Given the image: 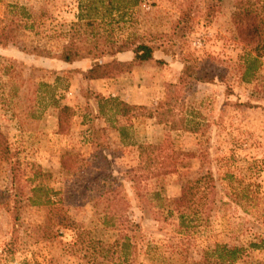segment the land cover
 <instances>
[{"label": "rangeland", "instance_id": "1", "mask_svg": "<svg viewBox=\"0 0 264 264\" xmlns=\"http://www.w3.org/2000/svg\"><path fill=\"white\" fill-rule=\"evenodd\" d=\"M82 1L0 0V28L21 19L14 40L0 45V135L13 153L5 160L0 148V264L24 260L39 264H193L201 260L207 247L218 243L243 248L234 264L264 261V248L251 247L264 239V57L259 82L241 81L244 52L232 21L236 0H196L192 31L174 41L167 35L173 32L174 22L189 0H139L137 5L116 0V6L127 12L113 24L114 36L156 34L160 47L153 61L109 78L108 85L82 78L80 70L93 66L95 60L68 63L58 58L81 14ZM212 1L217 12L207 22L203 14ZM15 3L24 10L10 6ZM106 10V4H99L96 12L84 5V16L97 17L95 27L87 31L108 28L103 20L109 16ZM22 12L30 17H23ZM85 31L78 35L81 43ZM187 54L218 76L214 83H199L178 93L175 117L188 119L189 126L196 125L198 130L172 131L171 135L174 147L191 155L180 158L175 173L133 182L129 171L139 166L137 144L162 142L168 128L149 118L145 110L144 116L136 118L110 110L100 116L97 101L88 100L83 90L89 86L103 94L99 89L106 88L107 97L129 104L135 100L138 103L131 105L154 109L168 99V92L177 95L168 86L179 82ZM132 56L131 51L125 54ZM157 59L165 63L159 65ZM63 105L73 107L75 114L61 129L58 111ZM119 125L128 128V136L121 142L114 128ZM95 141L101 149L108 147L101 151L108 158L106 167L86 166L101 162ZM63 160L72 170L61 168ZM203 166L213 174L214 201L210 204L212 195L204 196L202 202L211 208L204 214L208 221L194 222V227L184 232L179 219L165 217L147 194L161 188L170 197L179 195ZM98 168L101 174L106 171L123 182L121 195L129 198L127 212L119 197L110 205L102 201V207H113L118 216L122 213L141 225L130 233L133 247L126 263L120 247L113 244L120 239L118 230L101 223L104 213L94 206V192L81 194L87 183H93ZM35 185L44 189L39 193L42 199L47 191L56 201L55 210L50 205L32 204L31 198L38 197L32 192ZM16 209L15 225L12 211Z\"/></svg>", "mask_w": 264, "mask_h": 264}, {"label": "trees", "instance_id": "2", "mask_svg": "<svg viewBox=\"0 0 264 264\" xmlns=\"http://www.w3.org/2000/svg\"><path fill=\"white\" fill-rule=\"evenodd\" d=\"M196 0H189L186 2L180 12V16L175 20L173 26V32L167 35L168 39L175 40L182 39L188 32L192 31L194 27V15L196 14ZM85 0L81 2L78 21L75 22L71 29L68 42L62 47L58 58L64 62L72 63L77 60L91 58L96 63L88 69L80 70L82 78L88 83L96 79L104 78H116L122 74L132 71L135 67L141 66L154 60V52L160 47L158 45V38L160 36L156 34H149L150 36H141L135 34H129L126 37L116 38L114 36L113 24L120 22V19L124 17L127 11H122L117 7L116 0ZM139 0H128L127 3L131 5H137ZM99 4H106L109 16L103 19L108 28L101 32V30L87 31L90 27L94 28L97 24L96 15L84 16V5L91 12L98 10ZM13 8H19L21 11L24 7L18 3L10 5ZM116 6V7H115ZM217 4L212 1L207 3L203 19L207 22L213 18L216 14ZM234 12L232 13V21L235 29V36L239 44L242 46L244 54L241 55L240 65V80L244 82H259L260 69L262 67V58L264 57V0H236ZM125 9V7H123ZM129 8H127L128 10ZM114 11H118L117 15H114ZM23 17H30L27 12H22ZM106 18V17H104ZM23 19V18H22ZM21 19H13L9 25H5L0 28V45L6 46L14 40V29L19 26ZM13 24L16 26L14 27ZM86 28V31L82 33L81 43L78 39V35L82 29ZM131 51L133 56L131 59H120L117 57L119 53ZM112 56L113 58L106 59V57ZM183 67L179 75L178 83H171L168 87L170 90L174 89L177 95L172 92L167 93V98L164 102L156 106L154 109H147L146 107H137L131 105L125 101H122L116 97L105 96L87 87L83 90V94L88 100L95 99L99 107V115L106 116L108 110L114 111L115 115H120L126 118H136L144 116L145 111H149L147 116L154 119L159 125H164L168 128L162 142L159 143H138L139 150V166L129 171L132 174L129 179L135 181H143L152 177H165L170 173L178 171V162L180 158L185 155H191L184 151H178L173 144L172 131H189L197 132V126H189L188 119L175 117L174 108L179 105V94L181 90L190 89L199 83H214L218 76L214 75L211 70L207 69V66H203L201 61L193 55H184ZM156 63L159 65L164 64V60L157 59ZM222 77V76H221ZM264 91V90H263ZM251 104V103H248ZM142 110V111H140ZM75 114L73 107L69 105H63L59 107L58 111V125L62 129L66 121ZM109 120V119H108ZM110 121V120H109ZM189 126V127H188ZM119 133L121 140H126L128 136V128L126 126L114 127ZM95 141V146H99V154L101 151H105L108 147L98 145ZM131 144H135L132 143ZM0 148L3 152L5 160L11 159L13 153L9 147L3 135H0ZM204 154V153H203ZM196 154L192 155L195 157ZM99 159L101 162L99 165L94 163H86L89 167H106L108 158L106 154H101ZM70 163V160H68ZM81 161V160H80ZM75 162V160H74ZM83 162V161H82ZM85 165V163H84ZM61 168L72 170L71 165H68L66 160L61 161ZM82 168V167H80ZM98 168L95 178L90 176L87 179H93V183H87L84 186L81 194L84 195L88 190L94 192L91 195L95 200V208L97 211H102L104 214L101 216V223L110 228L111 230H118L120 239H116L113 243L119 246L122 250L123 262H129V256L131 254L132 237L131 232L139 230L141 228L140 223L130 221L127 215L122 213L117 215L113 210V207H102V201L110 205L113 201L119 197L122 200V204L125 205L124 212L128 211L129 198L121 195L122 189L125 187L124 183L119 181L111 173L106 171H99ZM103 170V169H102ZM163 180V179H161ZM164 181V180H163ZM212 171L210 169L205 170L204 166L195 174L191 181L187 182L182 188L179 195L168 196L165 194L164 189H156L153 192L147 194L152 201L155 202L156 208L165 214V217L175 216L179 219L180 227L184 232L194 227V222L200 224L208 221L206 210V204L202 202L204 196L212 195V201H214L215 185ZM41 185H35L32 188V192L35 193L37 200L34 197L31 198L33 205L49 206L55 210L56 201L52 200V197L47 191H45L46 199H42L39 193H43ZM55 194V193H54ZM138 198L142 201L144 196L137 194ZM122 197V198H121ZM109 210V211H108ZM13 223L16 225L18 220V210L12 211ZM67 227V226H66ZM102 243V242H101ZM251 247L255 250L264 248V239L251 243ZM243 248L234 246L230 247L227 244L218 243L213 247H207L202 254V258L199 261H194L193 264H234L243 255ZM19 264H39L31 263L24 260ZM259 264H264V261Z\"/></svg>", "mask_w": 264, "mask_h": 264}, {"label": "crops", "instance_id": "3", "mask_svg": "<svg viewBox=\"0 0 264 264\" xmlns=\"http://www.w3.org/2000/svg\"><path fill=\"white\" fill-rule=\"evenodd\" d=\"M125 54H126V52H124V53H119L117 56H118V58H120V59H131L132 57H125ZM124 77V76H123ZM122 77H120L119 79H121ZM110 80H112V79H109V78H104V79H96V80H92L91 81V83H93V84H97V85H108L109 83V81ZM100 90V92H102L104 95H105V92L107 91L106 90V88H100L99 89ZM138 92V91H137ZM112 95H114V93H112ZM122 98L124 99V97L122 96ZM125 100V99H124ZM127 102V101H126ZM131 102V104H133V103H138L137 101H130ZM118 134V133H117ZM118 137H119V135H117ZM118 142H121L120 140V137L118 138Z\"/></svg>", "mask_w": 264, "mask_h": 264}]
</instances>
